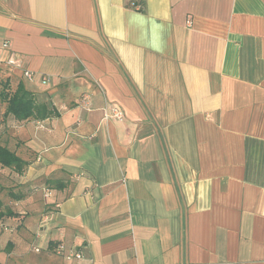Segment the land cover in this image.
<instances>
[{
  "label": "crops",
  "instance_id": "obj_1",
  "mask_svg": "<svg viewBox=\"0 0 264 264\" xmlns=\"http://www.w3.org/2000/svg\"><path fill=\"white\" fill-rule=\"evenodd\" d=\"M0 83V264H264V0H0Z\"/></svg>",
  "mask_w": 264,
  "mask_h": 264
},
{
  "label": "trees",
  "instance_id": "obj_2",
  "mask_svg": "<svg viewBox=\"0 0 264 264\" xmlns=\"http://www.w3.org/2000/svg\"><path fill=\"white\" fill-rule=\"evenodd\" d=\"M2 105H4L3 117H11L16 121H26L30 118H42L44 116V108L34 106L30 94L21 83L13 92L7 83H0V106ZM25 166V162L0 142V173H4V176H0V222L4 221L5 218L15 216L8 209L9 199L2 197V191L9 185L7 176L10 175V171L21 174ZM5 179H7L6 183ZM49 186L50 188L53 186L54 189H61L62 187L58 182H52ZM50 188L46 189L50 190Z\"/></svg>",
  "mask_w": 264,
  "mask_h": 264
},
{
  "label": "built area",
  "instance_id": "obj_3",
  "mask_svg": "<svg viewBox=\"0 0 264 264\" xmlns=\"http://www.w3.org/2000/svg\"><path fill=\"white\" fill-rule=\"evenodd\" d=\"M5 47V45H4ZM6 66L10 68H17L22 71V76L27 80L31 81L33 79L34 74L31 71L24 70L21 67V63L19 60H16L14 57H10L6 60ZM106 118H113L115 120L121 121L122 114L116 110H112L110 115H106ZM43 193L45 197H49L52 195V191L49 189H43ZM38 252V250H36ZM54 253L58 256H63L65 259L72 260H80L82 259V253L80 251H71L66 250L62 244L55 246Z\"/></svg>",
  "mask_w": 264,
  "mask_h": 264
},
{
  "label": "rangeland",
  "instance_id": "obj_4",
  "mask_svg": "<svg viewBox=\"0 0 264 264\" xmlns=\"http://www.w3.org/2000/svg\"><path fill=\"white\" fill-rule=\"evenodd\" d=\"M0 176H4V173H0ZM5 196H6V195H3V197L6 199Z\"/></svg>",
  "mask_w": 264,
  "mask_h": 264
}]
</instances>
